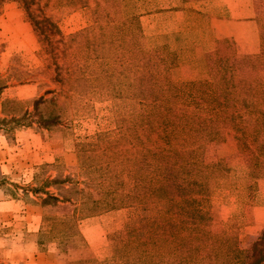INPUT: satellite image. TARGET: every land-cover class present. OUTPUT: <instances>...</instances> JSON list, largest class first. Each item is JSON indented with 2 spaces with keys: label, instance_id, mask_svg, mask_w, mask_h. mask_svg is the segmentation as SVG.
Segmentation results:
<instances>
[{
  "label": "rangeland",
  "instance_id": "rangeland-1",
  "mask_svg": "<svg viewBox=\"0 0 264 264\" xmlns=\"http://www.w3.org/2000/svg\"><path fill=\"white\" fill-rule=\"evenodd\" d=\"M23 1L0 0V264H108L113 235L148 214L132 203L88 215L81 202L85 196L96 198L93 182L106 183L105 169L113 161L100 149L119 138L118 119L125 109L136 108V102L116 94L125 81L113 71L117 61L109 52L102 56L107 73H114L110 85L90 83L84 96L65 94V89L57 94L61 86L51 79L55 61L43 52L31 17L53 22L68 48L83 46L86 29L89 47H98L102 27L112 47L119 46L121 36L131 37L138 63H145L141 69L155 72L160 84L181 87L189 81L211 82L210 57L219 56L218 65H227L229 58L219 51L220 43L229 44L241 72L257 64L261 51L257 20L264 19V0H114L107 5L86 0L85 6L30 0L27 8ZM97 1L100 7L109 6L108 12H100L101 18L94 16ZM50 39L62 47L57 34ZM81 63L85 69L80 73L89 77L98 66L103 76L98 60ZM104 89H114L113 94L101 93ZM39 96L44 102L33 109L32 101ZM234 137L226 135L221 141L217 153L228 169L212 179L204 200L212 229L232 236L235 247L246 250L264 228V152L254 150L247 161L237 134ZM83 155L98 159L83 163ZM44 177L70 179L81 197L56 203L43 199L30 189ZM119 179L128 184L116 190L121 195L129 191L130 181L125 174ZM55 187L45 189L59 193Z\"/></svg>",
  "mask_w": 264,
  "mask_h": 264
},
{
  "label": "trees",
  "instance_id": "trees-1",
  "mask_svg": "<svg viewBox=\"0 0 264 264\" xmlns=\"http://www.w3.org/2000/svg\"><path fill=\"white\" fill-rule=\"evenodd\" d=\"M105 1L107 5L114 0ZM66 2L70 6L87 4L86 0ZM23 4L27 8L31 1L25 0ZM108 7H100L97 1L94 16L101 18L104 13L100 12H108ZM31 23L43 44V52L49 60L55 61L56 72L51 79L61 86L57 94L65 89V94L76 92L84 96L90 92V83L110 85L114 73L111 70L107 73L102 56L109 52L110 55L115 53L117 61L118 69L113 67V71L118 70L125 81L123 89L116 94L136 102V108L130 104L132 107L125 109L118 119L119 138L100 149L113 161V165L105 169L106 183L93 182L97 187L96 198L85 196L81 202L88 215L103 208L132 203L148 214L113 235L108 264H264V228L248 249L239 250L232 236L212 229L209 205L204 200L212 179L228 169L217 153L226 135L237 134V140L249 156L247 161L254 150L264 152V72H261L264 69V19L257 20L261 38L259 61L249 72H241L229 44L220 43L219 51L229 58L227 65H218L219 56L210 57L207 65L211 82L189 81L181 87L160 84L155 72L141 69L145 63H138L139 52L132 45L131 37L121 36L119 46L112 47L110 41H105L102 27L98 47H89L90 31L86 29L83 46L68 48L49 19L31 17ZM54 34L60 38V49L56 41L50 39ZM107 43L109 46H105ZM94 52L97 55H93ZM90 58L99 61L103 76L99 75L98 66L90 71L89 77L80 73L85 69L81 61ZM104 90L107 91L101 93L111 95L114 91ZM50 92L52 90L45 89V93ZM181 100L184 101L179 103ZM43 102L42 96L33 99V109ZM245 115L252 119L238 121ZM38 122L39 125L48 123ZM82 157L83 163L87 158L98 159L97 156ZM123 174L129 179L130 188L120 195L116 190L128 185L119 179ZM64 182H69V186H64ZM52 184H56L59 193L45 189ZM30 190L54 203L71 202L77 199L74 196L82 194L75 191V185L68 178L44 177L39 186ZM66 192L71 195H65Z\"/></svg>",
  "mask_w": 264,
  "mask_h": 264
},
{
  "label": "crops",
  "instance_id": "crops-1",
  "mask_svg": "<svg viewBox=\"0 0 264 264\" xmlns=\"http://www.w3.org/2000/svg\"><path fill=\"white\" fill-rule=\"evenodd\" d=\"M223 42H227V41H223Z\"/></svg>",
  "mask_w": 264,
  "mask_h": 264
}]
</instances>
